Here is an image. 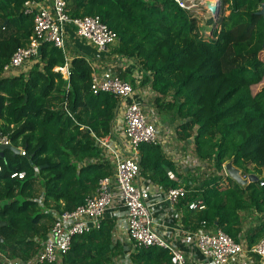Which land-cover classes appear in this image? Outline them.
Wrapping results in <instances>:
<instances>
[{"label":"trees","instance_id":"trees-1","mask_svg":"<svg viewBox=\"0 0 264 264\" xmlns=\"http://www.w3.org/2000/svg\"><path fill=\"white\" fill-rule=\"evenodd\" d=\"M25 1L0 0V122H5L0 136L26 150L23 156L7 149L0 158V221L6 222L0 226V264L29 262L39 252L54 220L36 201L39 186L44 205L63 212L84 203L99 180L113 174L93 133L109 135L120 107L113 94L93 92V68L80 51L71 57L69 78L56 71L66 64L67 54L51 42L27 72L3 74L33 33L34 18L24 12ZM67 2L72 16L99 15L117 33L114 52L139 66L140 84L150 85L157 108L172 112L176 137L193 143L199 160L212 162L216 173L188 185L181 204L184 223L193 230L221 228L245 240L248 248L257 243L264 237V220L248 222L244 214L264 213V177L258 176L264 171V86L253 91L264 79V17L258 14L264 0H223L230 13L206 19L175 0ZM231 160L243 175L256 174L258 182L243 186L227 176L223 187L219 172ZM139 163L144 180L163 189L180 184L168 171L180 179L187 175L179 173L161 145L141 144ZM15 171H25V178H13ZM199 197L206 208L187 209L186 203ZM114 228V219L106 217L99 229L74 236L63 262L116 264L123 246L114 240ZM170 263L168 250L151 246L132 253L129 264Z\"/></svg>","mask_w":264,"mask_h":264},{"label":"built area","instance_id":"built-area-1","mask_svg":"<svg viewBox=\"0 0 264 264\" xmlns=\"http://www.w3.org/2000/svg\"><path fill=\"white\" fill-rule=\"evenodd\" d=\"M175 1L180 7L207 18L213 14L208 1L217 8L223 2ZM203 8L207 13L201 11ZM24 12L33 15V33L28 43L19 48L4 65L5 76L17 74L26 64L39 58L44 44L51 42L67 54L66 64L55 67L67 79L70 76L72 57L66 44L70 33L89 42L98 51L106 50L118 40L117 33L99 15L72 16L67 0H26ZM137 80L141 82L142 71ZM92 90L94 93H110L120 99L119 111L110 134L98 137L93 133L103 155L113 166V174L101 178L95 194L87 197L84 203L73 210L59 212L46 207L42 192L36 201L54 218L48 234L41 240L39 252L32 260L24 262L7 259L8 264H65L63 257L70 249L73 237L99 229L106 217L114 219L113 238L123 246L122 254L115 259L116 264H129L132 253L139 248L151 246L168 250L171 253L170 264H251L252 254L264 259V237L248 248L245 240L237 241L221 228L193 230L189 224L184 223V207L181 204L190 191L188 185H195L193 181L185 184L171 170L168 176L180 183L176 187L163 189L144 180L139 163V146L143 143L161 145L177 165L179 173L184 170L198 171L201 160L195 154L188 159L185 153L187 155L190 152L176 147L173 130L163 129L145 110L143 99L133 98L137 91L131 82L111 71L98 73L93 68ZM128 99L131 101L128 102ZM65 108L71 115L66 102ZM1 144H11L9 137L0 136ZM19 154L25 156L26 150L20 147ZM35 171L39 173V167ZM219 174L224 181L227 180L229 175L225 164ZM25 176V171L12 174L13 178L19 179ZM248 176L243 175L244 178ZM186 206L198 212L206 208L203 197L186 203ZM185 245L190 247L189 254L185 251Z\"/></svg>","mask_w":264,"mask_h":264},{"label":"rangeland","instance_id":"rangeland-1","mask_svg":"<svg viewBox=\"0 0 264 264\" xmlns=\"http://www.w3.org/2000/svg\"><path fill=\"white\" fill-rule=\"evenodd\" d=\"M201 11H205L206 12V9L205 8H203V10H201ZM207 13V12H206ZM209 13V12H208ZM230 13V10L228 9V4H225V3H221L220 4V6L218 7V12L215 14V13H213L211 16H216L215 18H217L218 16H226V15H228ZM204 19H206L207 17H203ZM203 24H204V22H203ZM206 29L207 30H209L210 29V27H206ZM208 33H211V30H209L208 31ZM85 40H83V39H81V38H79V37H77V36H74V37H72V36H69L68 35V37H67V49H68V52L70 53L69 55L70 56H73V52L72 51H74V49H75V47L77 46L76 44L77 43H79V42H84ZM117 43H118V40H117V42L116 43H114V44H112V45H110L108 48H110L113 52H114V49H115V47L117 46ZM115 53V52H114ZM116 54V53H115ZM261 56L264 58V52L261 54ZM135 67L136 68H138V69H140L139 68V66L138 65H135ZM21 69H24V68H21ZM141 70V69H140ZM136 71H137V69H136ZM136 71H135V73H134V78L135 79H137L138 78V75H139V73H137L136 74ZM129 78H133V76H131V77H127L126 78V80L127 81H129V82H131L132 81V79H129ZM124 79V78H123ZM132 83V82H131ZM149 86V88H147L148 90V94H149V96H150V100H146V102L148 103L146 106H148V111H149V115H151L152 114V112L153 111H155L154 113H155V115H157V117H159V120H156L157 121V123L163 128V129H169V130H173V134H174V136H175V138H174V140L176 141V147L178 148V149H181L182 150V146H187V149H186V151L187 152H190V154H187L186 155V153H185V156H187V158L189 159V158H192L194 155V150H190V149H192L193 148V143L192 144H190V146L188 147V145H186V143H184V142H180L179 141V139H178V137L176 138V132H175V130L174 129H176L175 128V125H176V122H174L175 124H171L170 122H172L170 119H172V112H170V113H168V112H165V111H162V110H159L158 108H157V105H156V103H155V101H154V92L150 89V85H148ZM264 86V79H263V81L260 83V84H258V85H256V86H254L253 87V91H254V93H256L257 91H259L262 87ZM145 87H147V85L145 86ZM150 91H152V93L150 92ZM168 99H170V98H168ZM3 124H4V121H1L0 122V127H3ZM173 125V126H172ZM174 128V129H173ZM200 167H198L199 168V170L198 171H190L189 173H187V172H185V170H184V172H185V177H184V179H183V182L185 183V184H188L189 183V181H193L194 183H195V185L194 186H196L197 184H198V182L197 181H202L204 178H208V176H211V175H213L214 173H216V170L214 169V166L212 165V162H202L201 161V163H200V165H199ZM249 168H250V172L251 171H254V168H253V166L252 165H250L249 166ZM183 172V173H184ZM182 173V174H183ZM253 173H251L248 177H247V179H249V177L252 175ZM258 176H262V177H264V171H263V173L262 174H258ZM258 180H259V177H258ZM228 181V180H227ZM226 180L224 181V183H222V186L223 187H225V186H228V182H227ZM254 183V182H253ZM193 186V187H194ZM38 193H40V192H38ZM244 218H246L247 219V221L248 222H253V223H258L259 221H261V220H264V213H259L257 210H255V209H253V210H251L250 212H246L245 214H244ZM248 224V223H247Z\"/></svg>","mask_w":264,"mask_h":264},{"label":"crops","instance_id":"crops-1","mask_svg":"<svg viewBox=\"0 0 264 264\" xmlns=\"http://www.w3.org/2000/svg\"><path fill=\"white\" fill-rule=\"evenodd\" d=\"M69 36L74 37V35L72 33H70ZM76 45L77 46L75 47L74 51H72V52L75 53V52L80 51L82 54H84L86 57H88V59L91 63V66H93V68L97 69L98 73H102L104 71H111V72L119 75V73H121L120 71H123V72H125L127 77L133 76V78H129V79H132V81H131L132 84L134 81L137 85L139 84V86H137L135 88L137 93H135L133 98H135V99L139 98L141 100L143 99L144 108L149 113V111L147 110L148 106H146L148 104L146 102V100H150V96H149L148 91H147L148 90L147 88H149V86H148V84H147V87H145L146 85H141L140 84L141 82H139L137 79L134 78V73H135L136 69H137L136 74L141 73V70L135 67L136 64L132 60H126V59L120 58L110 48H107L106 50H103V51H98L96 49V47H94L92 44H90L87 41L79 42ZM29 65L30 64H26L23 67L24 69H20L17 72V74L22 73V72H27L31 68V65L30 66ZM152 91H150V92L152 93ZM130 101H131V99H128V102H130ZM154 112L155 111H153L150 116L155 120H159V117H157V115H155ZM170 120L172 121V119H170ZM170 123L175 124L174 121H172ZM4 124H5V122H4ZM174 130L176 132V129H174ZM179 141L184 142L181 140H179ZM184 143H186V142H184ZM186 145H188V147L190 146V144H188V143H186ZM18 148L20 149V147H18ZM183 149H187V146H182V150ZM38 192H40V193H38V196L43 192V189L41 188V186H39ZM184 248L186 249L185 251H187V253L189 254V248L190 247L185 245ZM251 264H264V259H261V258L260 259L259 258L254 259V257H253V261Z\"/></svg>","mask_w":264,"mask_h":264},{"label":"water","instance_id":"water-1","mask_svg":"<svg viewBox=\"0 0 264 264\" xmlns=\"http://www.w3.org/2000/svg\"><path fill=\"white\" fill-rule=\"evenodd\" d=\"M208 6L213 13L216 14L218 12V8L214 5H210L209 1H208ZM258 14L264 17V3L262 4L261 9L258 11ZM7 149L13 151L15 155L20 153V149L12 144H1L0 145V158L4 156V152ZM225 167H226L228 175L240 185L245 186V185H248L249 183L258 182V176L256 174H252L249 177V179L244 178L242 175V170L238 168L237 166H235L232 160L228 161L225 164ZM3 224H6V222L0 221V226H2ZM0 241H3L1 237H0Z\"/></svg>","mask_w":264,"mask_h":264}]
</instances>
